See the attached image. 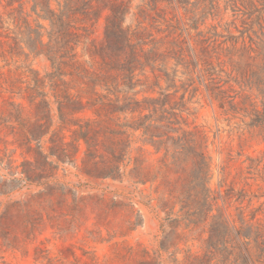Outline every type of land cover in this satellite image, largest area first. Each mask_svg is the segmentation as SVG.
Masks as SVG:
<instances>
[{"label":"rangeland","instance_id":"rangeland-1","mask_svg":"<svg viewBox=\"0 0 264 264\" xmlns=\"http://www.w3.org/2000/svg\"><path fill=\"white\" fill-rule=\"evenodd\" d=\"M48 1L54 10L63 2ZM106 1L92 0L97 13L82 24L86 43L104 41ZM116 1L127 9L123 25L141 35L143 50L150 51L145 55L149 64L134 71L136 97L162 92L171 102L183 103V128L204 144L209 158L205 186L215 198L210 214L236 227L240 218L252 228L264 225V125L257 121L264 93V0ZM23 2L31 26L48 27L47 20L34 22L33 1ZM0 16L7 27L3 32L14 35L16 21L5 1ZM20 46L18 53L0 57V74L15 80L12 92L2 88L0 93V185L5 184L0 264H184L188 255L201 254L208 220L193 224L184 218L174 194L162 190L160 176L142 183L132 173L135 157L155 171L164 153L143 143L139 131L126 127L131 143L120 179L85 175L80 151L74 162H58L52 177L39 183L23 180L22 162L33 159L18 146L10 126H18L17 104L24 116L31 117L32 109L16 85L24 88L30 82L29 69L43 76L51 67L44 55ZM51 105L56 113L53 100ZM77 115L94 117L91 110ZM117 116L125 122L136 114Z\"/></svg>","mask_w":264,"mask_h":264},{"label":"trees","instance_id":"trees-1","mask_svg":"<svg viewBox=\"0 0 264 264\" xmlns=\"http://www.w3.org/2000/svg\"><path fill=\"white\" fill-rule=\"evenodd\" d=\"M1 1H5L9 17L16 21V31L14 35L4 33L7 27L0 16V57L18 53L22 42L34 55H44L51 67L43 76L29 69L30 82L24 88L16 85V93L24 94L32 109V116L27 117L24 108L17 104L13 116L18 126L16 130L10 126L18 146L33 159L22 162L23 180L39 183L52 177L58 162H74L80 151V169L85 175L120 179L131 143L126 129L129 127L140 132L143 143L153 146L157 152L164 151L155 171L147 170L142 160L135 157L131 170L135 178L144 183L160 176L162 190L174 194L181 203L180 210H184V218L193 224L208 220L203 252L188 255L184 264H256L258 261L264 264L263 224L252 228L240 218L241 223L236 227L221 215L210 214L215 198L205 186L209 158L196 134L183 128L184 104L171 102L169 94L162 92L158 97H136L134 71L149 64L145 55L150 51L143 50L141 35L123 25L125 4L106 1L109 13L104 41L97 45L92 41L86 43L84 38L88 32L82 25L96 18L92 0H63L58 10L52 9L48 0H32L30 10L36 16L34 22L40 18L47 20L48 27L38 22L31 26L28 20L31 14L24 13L23 0H0V4ZM17 82L21 80L16 78ZM14 86L15 80L0 74V93L2 88L12 92ZM98 86L104 92H99ZM262 95L263 110L257 121L264 125ZM51 100L56 103V113ZM85 110H91L94 117L77 115ZM127 112L136 116L120 122L117 115ZM169 154L171 161L167 158ZM174 174L178 176L172 180ZM4 185H0V193Z\"/></svg>","mask_w":264,"mask_h":264}]
</instances>
